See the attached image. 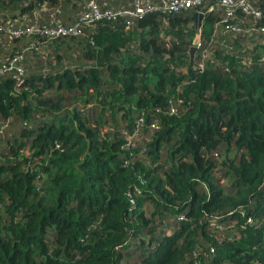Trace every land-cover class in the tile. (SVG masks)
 <instances>
[{
  "label": "trees",
  "instance_id": "obj_1",
  "mask_svg": "<svg viewBox=\"0 0 264 264\" xmlns=\"http://www.w3.org/2000/svg\"><path fill=\"white\" fill-rule=\"evenodd\" d=\"M88 1L0 0V63L18 52L24 69L18 87L0 74V264H264V42L210 40L216 0L50 40L8 32L72 25ZM249 2L260 18L231 21L264 26Z\"/></svg>",
  "mask_w": 264,
  "mask_h": 264
},
{
  "label": "built area",
  "instance_id": "obj_2",
  "mask_svg": "<svg viewBox=\"0 0 264 264\" xmlns=\"http://www.w3.org/2000/svg\"><path fill=\"white\" fill-rule=\"evenodd\" d=\"M203 0H164L163 3L159 5L150 4L146 0H131L132 8L131 9H119L116 11H100L96 6L93 0H89L85 5V11L72 25H62L57 22H52L50 27L45 25H29L27 22L20 24L19 26L12 25V22H8L7 26L10 28L8 32L12 36H18L22 34L36 33L39 35H44L46 40L56 38L58 36L64 35H77L81 31L82 26H89L95 20L105 17L113 18L119 15L127 16H141L145 13L152 11H163L168 13L178 12L192 7H197L201 5ZM216 7L223 8L224 14L221 18L213 25L212 36L210 40L215 39V42L218 43L220 39V34L224 31H228L229 34L241 33L248 36L252 31L256 33L254 38L260 43L264 42V26L259 25L257 27L245 28L243 29L238 23L239 21H231L235 18V11L250 16L253 19H259L261 11L254 6L249 0H216ZM214 8L213 5H209L206 11H210ZM58 12V10H55ZM203 15V11H201ZM52 19H55L54 16H51ZM23 18V16H21ZM238 22V23H237ZM0 30L2 27L0 25ZM209 40V41H210ZM191 46L195 48L192 55V62L190 63L194 69L201 70L204 67V63L208 60V48L207 46H202L201 39L199 37V28L194 35ZM22 58L21 53L15 52L7 60L0 63V74L3 73H12V78L14 79V85L18 87L22 82V77L24 75V69L20 64V59ZM260 61H264V53L260 55ZM227 70L226 66L223 68ZM170 113H174V109L171 108ZM169 113V112H168ZM137 130L132 134H129L126 138V143L132 144V138H135ZM216 228L220 229L221 232H224L226 229L217 225ZM229 235H231V226L227 227ZM211 251V249L209 250ZM194 264H197V261H194Z\"/></svg>",
  "mask_w": 264,
  "mask_h": 264
},
{
  "label": "water",
  "instance_id": "obj_3",
  "mask_svg": "<svg viewBox=\"0 0 264 264\" xmlns=\"http://www.w3.org/2000/svg\"><path fill=\"white\" fill-rule=\"evenodd\" d=\"M194 16H195V18H194V29L197 31L199 28V25H200V19L202 17V13L200 11H196ZM194 50H195V48L193 46H191L188 50V64L191 63Z\"/></svg>",
  "mask_w": 264,
  "mask_h": 264
}]
</instances>
